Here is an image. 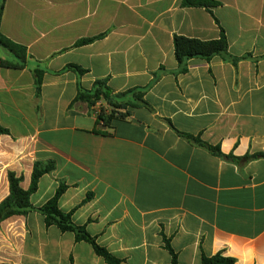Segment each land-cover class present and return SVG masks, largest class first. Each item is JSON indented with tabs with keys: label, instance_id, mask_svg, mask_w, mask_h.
Here are the masks:
<instances>
[{
	"label": "crops",
	"instance_id": "1",
	"mask_svg": "<svg viewBox=\"0 0 264 264\" xmlns=\"http://www.w3.org/2000/svg\"><path fill=\"white\" fill-rule=\"evenodd\" d=\"M183 1H6L1 32L32 59L22 70L0 65V125L10 131L0 135V203L9 172L27 190L34 163L53 161L31 204L43 206L65 183L60 210L121 264H171L164 237L178 264L220 251L236 264H264V158L226 161L177 133L239 158L264 153V58L237 67L192 59L187 73L173 74L175 36L216 40L223 29L232 55L264 57V0H211L209 9ZM1 60L10 55L0 50ZM38 62L49 72L80 66L83 88L108 79L118 93L149 85L160 67L170 73L145 96L154 112L133 109L108 129L86 103L69 109L77 95L71 71L46 73L37 97ZM0 264L107 263L32 212L0 225Z\"/></svg>",
	"mask_w": 264,
	"mask_h": 264
},
{
	"label": "trees",
	"instance_id": "2",
	"mask_svg": "<svg viewBox=\"0 0 264 264\" xmlns=\"http://www.w3.org/2000/svg\"><path fill=\"white\" fill-rule=\"evenodd\" d=\"M7 0H0V46L10 55L11 60H1L0 65L6 69L22 70L26 67L28 59L32 57L28 54L26 47L17 44L7 38L1 32V21L4 13V8ZM216 3L211 0H184L185 7H204L211 8ZM104 37V34L94 37L79 40L75 47H81L95 42ZM174 51L178 62V69L173 72L175 76L185 74L189 70V61L192 59H201L211 62L215 57H220L225 63H230L237 67L242 60L260 61L264 57L253 58L251 54H246L242 57H236L229 52V43L225 31L221 30L219 39L216 40H198L188 38L185 36L174 37ZM71 71L77 76V95L69 106L72 109L76 103H86L92 113L96 116L98 126L111 128L112 123L116 120H126L131 117L132 110L136 108H146L154 112L152 106L145 100L146 94L160 81V79L169 74L164 67L153 74V79L149 85L145 87H136L125 92H115L108 83V79L96 80L93 87L89 90L83 88L81 80L86 75L87 70L77 65H68L59 72H49L47 69L41 67V63L33 69V76L35 79L36 96H41V89L43 84V76L46 73L62 74ZM178 135L187 140L193 145L206 149L212 155L223 160H228L234 163H249L253 160L264 158V153L255 155H246L239 158L234 155L224 154L219 147L211 146L203 142L200 137H195L189 134L178 132ZM0 135H10V131L0 125ZM55 169V163L49 162H35L33 167L32 179L30 187L27 190L22 188L23 177L17 176L14 172L8 173L9 181V196L0 203V225L13 217L27 216L29 213L37 212L44 216L46 227L56 226L63 233H73L77 242H86L92 245L96 254L102 257L107 264H121L122 261L114 257L106 248L101 247L96 238L92 237L86 230L85 226L76 225L73 220V212L65 213L59 208V200L65 193L68 186L61 183L55 196L47 201L41 207H34L31 202V196L38 190L40 179L46 175L51 174ZM90 197L88 196V199ZM166 248L172 255L171 264H178L177 255L172 250L169 240L164 237ZM237 260L225 255L224 251H220L214 256L202 257V264H236Z\"/></svg>",
	"mask_w": 264,
	"mask_h": 264
},
{
	"label": "water",
	"instance_id": "3",
	"mask_svg": "<svg viewBox=\"0 0 264 264\" xmlns=\"http://www.w3.org/2000/svg\"><path fill=\"white\" fill-rule=\"evenodd\" d=\"M0 50L6 55V56H8L9 54H7L6 52H5V50L0 46Z\"/></svg>",
	"mask_w": 264,
	"mask_h": 264
}]
</instances>
